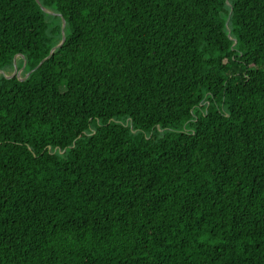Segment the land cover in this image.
Here are the masks:
<instances>
[{
    "label": "trees",
    "instance_id": "1",
    "mask_svg": "<svg viewBox=\"0 0 264 264\" xmlns=\"http://www.w3.org/2000/svg\"><path fill=\"white\" fill-rule=\"evenodd\" d=\"M16 55L0 264H264V0H0Z\"/></svg>",
    "mask_w": 264,
    "mask_h": 264
},
{
    "label": "water",
    "instance_id": "2",
    "mask_svg": "<svg viewBox=\"0 0 264 264\" xmlns=\"http://www.w3.org/2000/svg\"><path fill=\"white\" fill-rule=\"evenodd\" d=\"M36 1L39 2V0H36ZM42 8H43L46 12H48V13L55 14V12H52L51 10H48V9L45 8V7H42ZM65 25H66V21H65V19L63 18V19H62V39H61V41H60V43H59L58 45L54 46V47L51 49V52H50L49 56L53 53V51H54L58 46L62 45L63 42L65 41V39H66V36H65V33H64ZM229 34H230V31H229ZM49 56H48V57H49ZM16 57H17V55L14 57V60H13L14 63H15V61H16ZM48 57H46V58H48ZM46 58H45V59H46ZM45 59L41 60L40 63L38 64V66H39V65H40ZM24 67H25V63H24ZM17 71H18V69H16V70H15L12 74H10V75L6 74V72L3 71V70H0V73L4 74V75H5L6 77H8V78H11V77H13V76H15V75H18V74H17ZM30 73H31V71H29V72L26 74V76H25L24 78H26ZM18 77H20V76L18 75Z\"/></svg>",
    "mask_w": 264,
    "mask_h": 264
},
{
    "label": "rangeland",
    "instance_id": "3",
    "mask_svg": "<svg viewBox=\"0 0 264 264\" xmlns=\"http://www.w3.org/2000/svg\"><path fill=\"white\" fill-rule=\"evenodd\" d=\"M18 67H20V68H18ZM17 68L19 69L17 71V74L21 77V75L23 74V70H24V64H22L20 55H17V57H16V61L14 63V69L7 71L6 74H8V75L12 74ZM0 74H2V73H0Z\"/></svg>",
    "mask_w": 264,
    "mask_h": 264
}]
</instances>
